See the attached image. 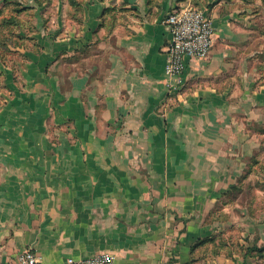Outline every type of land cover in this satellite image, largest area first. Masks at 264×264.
<instances>
[{
	"label": "crops",
	"instance_id": "0c3cea01",
	"mask_svg": "<svg viewBox=\"0 0 264 264\" xmlns=\"http://www.w3.org/2000/svg\"><path fill=\"white\" fill-rule=\"evenodd\" d=\"M59 1L30 5L39 50L24 51L17 81L5 76L0 264L26 248L42 264L103 253L201 264L199 242L221 231L210 214L264 140L263 35L237 0H78L79 17ZM185 3L211 18L214 42L205 59L186 58L169 92L163 19Z\"/></svg>",
	"mask_w": 264,
	"mask_h": 264
},
{
	"label": "rangeland",
	"instance_id": "374dc122",
	"mask_svg": "<svg viewBox=\"0 0 264 264\" xmlns=\"http://www.w3.org/2000/svg\"><path fill=\"white\" fill-rule=\"evenodd\" d=\"M57 1L52 3V0H0V105L4 99L3 95L6 94L5 76L10 71L9 80L17 81L26 58L24 51H32L27 25L34 19L41 21L38 8L36 14L28 10L19 14L18 10L28 7L31 9L30 5L36 8L37 3L49 9H52V4L53 7L65 5L62 1ZM211 2L205 0L202 3L209 7ZM236 5L243 10V14L249 16L248 20L257 31V37L263 35L264 38V0H237ZM41 15L47 18L48 12L45 11ZM256 68L260 81L264 83V58L256 61ZM256 159V163L250 162L237 187L217 206L213 217L208 221L218 224L221 231L217 233L215 243L202 248L199 258L201 264H207L205 259L212 253L235 255L242 261L247 248L264 246V140ZM247 259L264 264V251L260 254L253 250Z\"/></svg>",
	"mask_w": 264,
	"mask_h": 264
},
{
	"label": "built area",
	"instance_id": "2783aa9c",
	"mask_svg": "<svg viewBox=\"0 0 264 264\" xmlns=\"http://www.w3.org/2000/svg\"><path fill=\"white\" fill-rule=\"evenodd\" d=\"M170 34L166 45L164 73L169 92H176L184 84L186 58L205 59L214 42L211 18L185 3L173 7L163 19ZM16 264H42L33 250L26 248L16 258ZM63 264H113V257L103 253L84 259H67Z\"/></svg>",
	"mask_w": 264,
	"mask_h": 264
},
{
	"label": "trees",
	"instance_id": "16d2710c",
	"mask_svg": "<svg viewBox=\"0 0 264 264\" xmlns=\"http://www.w3.org/2000/svg\"><path fill=\"white\" fill-rule=\"evenodd\" d=\"M68 3H69V5L72 7V9H73V12H74V16H76V17H79V12H80V3H79V1L78 0H68ZM37 5L38 6H41L40 5V3H37ZM31 8V7H30ZM29 9V7L28 8H21V10L19 9L18 11H20L19 12V14H21L22 12H25V11H27ZM21 24V23H20ZM26 25V24H25ZM28 27V26H27ZM27 29V33H28V35L30 34V32L31 31H33V28H30V27H28V28H26ZM23 37V36H22ZM28 37H30V35L28 36ZM28 37H26V38H28ZM30 41H31V43H32V49H34L35 50V48H36V50H37V45L34 43V39L32 38V37H30V38H28ZM27 40V39H26ZM34 46V47H33ZM262 132L264 133V129L262 130ZM252 161H254L253 163H256L257 162V159L256 158H253L252 159ZM237 186H233L231 189H230V191H228V193H226V196L230 193V192H232L235 188H236ZM226 198V197H225ZM213 213H211L210 214V218L211 217H213ZM218 236L216 235L215 237H211V238H206V239H204V240H201L199 243H200V245H202V248L204 249V247H206V246H209V243L211 244V243H215V240H216V238H217ZM207 243V245L205 246V244ZM202 250V249H201ZM253 250H257V252H259L260 254L264 251V246H262V247H251V248H247V252L243 255V261L245 260V259H247V257H248V255H250L251 253H252V251ZM212 255H218L217 253H212ZM227 257H232V255L231 254H227L226 255Z\"/></svg>",
	"mask_w": 264,
	"mask_h": 264
}]
</instances>
